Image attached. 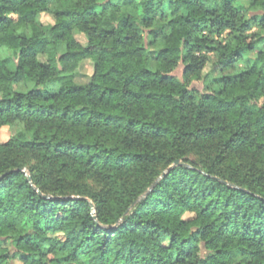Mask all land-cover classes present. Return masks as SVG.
<instances>
[{"label":"trees","instance_id":"trees-1","mask_svg":"<svg viewBox=\"0 0 264 264\" xmlns=\"http://www.w3.org/2000/svg\"><path fill=\"white\" fill-rule=\"evenodd\" d=\"M18 124L0 264H264V0H0Z\"/></svg>","mask_w":264,"mask_h":264},{"label":"rangeland","instance_id":"rangeland-1","mask_svg":"<svg viewBox=\"0 0 264 264\" xmlns=\"http://www.w3.org/2000/svg\"><path fill=\"white\" fill-rule=\"evenodd\" d=\"M39 23L42 25H52L54 24L53 18L48 15V14H43L40 17ZM78 40H80L83 44L85 43V39L83 36L78 35L77 36ZM10 56V53L7 50H4L1 54L2 58H7ZM247 63H243L239 66V69H243ZM181 71L182 68H179L176 71V75L181 76ZM93 75V63L91 61H86L82 67L80 68L77 77H76V82L79 84H86L90 81L91 77ZM214 76H218L215 74ZM195 86L198 88H203V82H196ZM33 87L32 84H19L16 85L15 88L18 92H27L31 90ZM23 127L22 125L18 124L12 128L10 127H5L0 131V142H6L10 139L12 135H17L18 133L22 132Z\"/></svg>","mask_w":264,"mask_h":264},{"label":"water","instance_id":"water-1","mask_svg":"<svg viewBox=\"0 0 264 264\" xmlns=\"http://www.w3.org/2000/svg\"><path fill=\"white\" fill-rule=\"evenodd\" d=\"M178 165H181V162L180 161H177L176 163H175V165H173L171 168H169L167 171H165L164 173H163V175H162V177L161 178H163L165 175H167L168 173H170L176 166H178ZM160 178V179H161ZM159 179V180H160ZM30 180H31V178H30ZM159 180L157 181V182H155L153 185H152V187L148 190V192H146V194H144L141 198H140V200H142V199H144L145 197H147V195L154 189V187L157 185V183L159 182ZM92 205V207L94 208V205L93 204H91Z\"/></svg>","mask_w":264,"mask_h":264}]
</instances>
